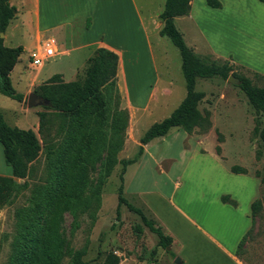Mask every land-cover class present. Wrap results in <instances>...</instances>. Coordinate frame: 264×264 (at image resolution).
<instances>
[{
  "label": "rangeland",
  "instance_id": "1",
  "mask_svg": "<svg viewBox=\"0 0 264 264\" xmlns=\"http://www.w3.org/2000/svg\"><path fill=\"white\" fill-rule=\"evenodd\" d=\"M244 1L231 2L234 6L231 11L235 12L229 14L231 18L228 14L226 19L225 15L211 17L201 13L198 16L197 22L204 32L207 43L222 56L216 57L200 46L195 54L206 62L231 64L234 68L228 76L246 77L254 86L261 87L264 79L254 74L263 77L264 75L234 65L232 57L224 54V50H228L231 44L232 50L238 51V57L253 64L264 61V35L259 31L263 23L257 16L261 13V7L256 0H250L251 4L241 3ZM163 2V0H132L130 7L124 6L125 4L121 6L123 18L121 27L128 24L127 14L130 10L133 12V9L140 14L144 26L147 25L148 19L151 20L148 23L150 26H147L150 28L147 38L151 43L152 61L141 46V33L135 34L137 29L134 27L135 20H132L127 30L122 32L117 31V28L115 32L113 31V22L104 27L110 34H106V41L111 45H120L125 48L124 72L117 74L115 82L119 96L117 107L126 110L127 113L122 148L116 154L118 161L130 159L135 155L138 139L143 132L151 124L167 117L185 93L178 51L167 39L162 38L165 45L156 42L155 39L154 33L157 32L156 25L159 21L157 13L161 11ZM8 3L14 8L16 14L9 21L1 40L5 47H22V53L9 73V78L12 88L17 93L24 94V99L18 103L0 95V115L9 127L31 130L40 143L36 114L47 110L43 108L45 103L28 107L26 105L28 94H33V91L52 74L72 69L73 63L77 65L74 80L81 77L85 68V59L92 54V52L88 53L92 51V48L89 45V39L84 41L88 33H84L81 24H78L79 20L74 21L72 28L66 29L72 34L67 38L65 36L64 41L59 40L61 36L57 37L56 31L53 33L57 38L55 44L48 33H37L34 39L29 38L28 35H32L33 31V20L28 13L31 7L29 2L9 0ZM226 22L232 29L238 28L239 32L228 30L225 26ZM100 25L95 23L91 32L97 33ZM176 27L184 34L182 39L186 45L193 42V39L198 44H202L200 37L192 31L189 24L178 21ZM66 30L63 29L61 32ZM132 34L135 35V39H132ZM83 41L88 43L83 49L62 54L60 49L68 50L71 45L75 47ZM46 42L54 45L53 48L57 54L44 61L41 66L29 67L28 55L43 47ZM166 61L168 62L165 65ZM237 84L238 82L229 83L226 79L220 78L197 79L195 90L204 93L197 108L199 111L209 112V130L205 134L194 132L188 136L179 129H170L164 137L145 145L146 155L143 152L138 161L125 168L123 197L127 203L141 209L147 218L153 220L164 235L168 234L164 231L163 224L175 230L185 224L181 214L178 215L176 211L167 207L166 195L172 192L173 196L169 197L173 198L180 210L191 217L195 216L203 220L199 214L202 215L203 211H212L214 208L213 194L231 186L234 187L223 175L225 166L227 168L230 165L241 166L247 163L252 176L261 175L264 170V116L248 104ZM33 102L35 103L36 100ZM108 106L114 107L113 100L109 99ZM58 124V120H51L50 134L54 133ZM217 134L221 136L220 143L217 142ZM40 146H42L41 143ZM216 146L219 147L221 158L215 154ZM103 160L104 153H101L100 159L94 164V169L88 174L87 192H94L98 186L97 200L92 208L93 221L90 220L88 212L76 216L63 212L57 223L59 237L70 248L84 249L81 259L86 264H99L109 253L118 256L125 262L124 264H140L143 260H153L156 264H173V258L166 253L168 250L174 252L173 247L163 250L156 246L155 236L142 225L136 214L121 205L119 217L116 218V190L119 185L118 175L121 166L114 165L108 177L100 182ZM33 166L34 172L27 182L26 189L19 193L10 205L0 209V264H7L12 249L11 243L16 230L15 210L27 208L30 205V192L33 186L45 182L47 161L42 151L38 153ZM5 170L10 172L3 162L0 147V176L10 177V175H2ZM18 182L22 183V180ZM177 182L179 187L175 186ZM233 190L245 201L244 195L248 194L247 189L234 187ZM158 194L164 197L161 203L156 201ZM256 200H259L260 206L254 213L253 225L245 239L244 248H241L240 258L245 263L264 264V184L258 185ZM155 213L158 219L154 216ZM176 233H181V230ZM66 262L67 258L64 257L61 264Z\"/></svg>",
  "mask_w": 264,
  "mask_h": 264
},
{
  "label": "trees",
  "instance_id": "2",
  "mask_svg": "<svg viewBox=\"0 0 264 264\" xmlns=\"http://www.w3.org/2000/svg\"><path fill=\"white\" fill-rule=\"evenodd\" d=\"M256 1L264 6V0ZM189 2L190 0H164L162 11L158 15L162 23L159 36L167 38L178 51L184 96L167 117L151 124L143 132L132 158L119 161L116 158L122 148L127 113L117 107V55L105 48L94 49L85 60L81 77L63 82L59 75L53 74L33 91L35 96L45 102L43 108L47 110L36 114L37 134L42 146L31 130L9 127L0 115L2 158L11 173L10 177L0 176V209L10 205L26 189L40 151L47 161L45 182L33 186L27 208H19L14 212L16 230L7 264H61L64 257L67 258L66 264H86L81 259L84 249L68 247L57 233V223L63 212L73 216L88 212L93 221L92 208L97 200L98 186L94 192H87L88 174L94 169L101 153H104V160L100 182L108 177L114 165L121 166L116 190V218L119 217V207L124 205L155 236L156 246L163 250L170 247L171 237L164 235L153 220L147 218L141 209L127 203L123 197V174L128 165L141 158L145 145L164 137L170 129H179L188 136L194 132L205 134L210 128V114L207 110L199 111L197 108L204 93L195 90L196 79L225 80L234 68L231 64L203 61L186 46L173 19L188 15ZM205 4L210 8H220L217 0H205ZM14 13L8 0H0V33L3 34ZM21 53L22 47H5L0 38V95L18 103L23 96L12 88L9 73ZM254 75L264 79L263 76ZM235 78L238 81L237 87L248 104L264 116V84L256 87L246 77L235 75ZM109 99L114 102L112 108L108 106ZM54 119L59 124L54 133L50 134L51 120ZM216 139L218 143L222 142L218 134ZM215 153H220L218 146L215 147ZM255 157L257 158V154ZM229 171L234 174L246 173L238 166H231ZM255 177L259 179L260 185L264 184V170L261 175L255 174ZM18 180H22V183ZM219 200L231 206L236 205L228 195H221ZM259 206V200L250 205L252 222ZM250 230L236 246L235 255L238 257ZM166 253L175 258L171 251ZM119 261L118 256L109 253L99 264H118ZM146 262L156 264L153 260Z\"/></svg>",
  "mask_w": 264,
  "mask_h": 264
},
{
  "label": "crops",
  "instance_id": "3",
  "mask_svg": "<svg viewBox=\"0 0 264 264\" xmlns=\"http://www.w3.org/2000/svg\"><path fill=\"white\" fill-rule=\"evenodd\" d=\"M217 1L220 3L219 9H214L206 6L204 0H190L189 2L190 9L188 15L175 17L173 19L174 26L177 29V31L181 34L183 39H184V34L180 31V29L176 27V23L178 21H184L185 23L189 24L192 28V31L200 37V42L202 44H198V42H196L195 39H193L194 40L193 42L189 43V45H186L187 47L192 49L194 53L198 52L200 46L207 49L212 55L216 57L222 56V55H218L214 50V48H212V46L207 43L204 32L198 25L197 18L201 13H203L210 15L211 17L215 15H225V19H226L227 14L229 15L235 13L231 11L234 8L231 2L233 1L240 2L241 0L240 1L217 0ZM26 2L27 3L29 2L28 4L29 6H31L29 7L30 9L28 13L33 20V31L31 33L32 35H28L29 38L32 37L34 39L37 33H48L51 40L53 41V44H55L57 38H55L53 33L56 31L55 34L57 35V37L58 35L61 36L59 40L62 39V41H64L65 36L67 38V36L69 37L70 34H72L71 32H67L66 29L70 27L72 28V26H74V21L79 20L78 24L79 23L81 24L80 26L83 29L84 33H88V37L84 38V41L87 39L90 40L89 45L92 48V51H89L88 53H91L94 51V49L101 47L110 50L117 55L118 58L117 70H116V76H117L118 73L122 74L124 72L123 52H125L124 51L125 48L120 45H113V44L111 45L108 41H106V34L109 33L106 32L107 30H105L104 27L106 24L113 22L112 23L113 31L115 32L116 31L115 28H117V31L122 32L127 30L128 26L131 25L130 22H132V20H135L134 27L137 28L135 30L136 31L135 34L141 33L140 34L141 46L144 47V50L147 53L149 60L151 59L152 61L151 43L147 38V33L150 31V28H148L150 25H148V23H150L151 20L148 19L147 25L144 26V22L140 18V14H138L134 9L133 12H131L132 10H130L129 8L128 11L129 10L130 11L127 14L128 24L127 25L125 24L121 27V22L123 20L121 15L122 14L121 6L125 4L124 6L130 7L132 0H26ZM245 2L251 4L250 0H245L244 2L241 3L244 4ZM259 4L258 5L261 7V13L258 14L257 16L261 18V21L263 23V25H261V27L259 28V31H261V34L264 35V6L261 3ZM162 7H163V3H162ZM159 13L157 14L159 15ZM15 14L16 11L14 15ZM229 16L230 18L232 17L231 15ZM253 17H255V15ZM95 23L96 25L97 23L101 24L97 33L91 32L95 27ZM161 26L162 23L159 20L156 25L157 32L154 34H155L156 42L164 43L162 38L165 37L159 36L158 34ZM225 26L231 32H239L238 28L232 29V27H230V25L227 24V22L225 23ZM63 29L66 31L61 32ZM117 37L119 38V35H117ZM131 37L132 39H135L134 34H132ZM84 41L82 44H76L75 47L74 45H71V47H69L70 49L68 50H62V49L60 50L62 51V54H69L68 51L70 52L78 51L79 49H83L84 47L87 46L88 43ZM233 50L230 44L228 50H224V54L230 55L232 57L234 65H239L246 69L255 71L258 74L264 75V69H263L264 61L259 62L257 64L250 63L249 61H246L245 59L238 57L237 54L238 51L234 50V52H236L234 53ZM88 53H86L87 56ZM167 62L168 61L165 62V65L167 64ZM72 67L73 68L69 69L68 71H58V73H54V74L59 75L60 79L63 82L74 81L77 65L73 63ZM168 91L169 90H167V92ZM22 96L24 99V94H22ZM143 152L146 155L145 148H143ZM217 156L221 158V155H217ZM231 166H238V165H230L227 168L225 166L223 168L224 171L223 175H225L226 179L230 181V185H234L235 188L241 187L242 189L244 188L247 189L246 192H248V194L244 195V193L246 192L243 193L245 201H243V199L234 192L233 190L234 187L232 188V186L226 190L224 189L225 191L221 190L220 192L213 194L214 197L212 199L214 203L213 210L212 211L205 210L203 211L202 215L199 214L200 218H202L203 220H199L198 217L195 216L191 217L186 213H184L182 210H180V208L177 207V205H175L173 198H171L173 196L172 192L166 195L167 200L169 202V204L167 202L168 205L167 207H169V209L171 210L176 211L178 215L181 214L185 220V224L178 230L171 229L169 228V226H166L162 223L163 226L165 227L164 231L172 237V242L170 245L174 249V252L172 253L175 255V257H178L180 259V262H182L183 264H257V263H245L240 258L242 252H240V255L238 257L235 255V249L242 236H244V234H246V232L252 228L253 222L251 219L250 205L253 201H255L258 198L259 179L250 174V167L248 166L247 163L238 166L245 170L246 172L245 174L230 173L229 168ZM4 172L5 173H3L2 175L11 176V173L8 172V170H5ZM175 186L179 187L180 185L177 182L175 183ZM222 194L229 195L230 199L236 202V205L231 206L227 203H221L219 201V196ZM157 198L158 200L156 201H159L160 203L161 200H164V197H162L161 194H158ZM148 208H150V204H148ZM154 216L158 217L157 213H155ZM180 230L181 233L177 234L176 232ZM242 247L244 248V244ZM124 263L125 262L120 260L118 264H124ZM140 264H151V263H147L146 261L143 260L140 262Z\"/></svg>",
  "mask_w": 264,
  "mask_h": 264
},
{
  "label": "built area",
  "instance_id": "4",
  "mask_svg": "<svg viewBox=\"0 0 264 264\" xmlns=\"http://www.w3.org/2000/svg\"><path fill=\"white\" fill-rule=\"evenodd\" d=\"M56 54V50L51 44L46 42L43 47L37 51H33L28 55V66L31 68H36L41 66L44 61L52 58Z\"/></svg>",
  "mask_w": 264,
  "mask_h": 264
},
{
  "label": "water",
  "instance_id": "5",
  "mask_svg": "<svg viewBox=\"0 0 264 264\" xmlns=\"http://www.w3.org/2000/svg\"><path fill=\"white\" fill-rule=\"evenodd\" d=\"M3 37V34L0 33V38ZM226 81L229 83H233V82H238L236 78L232 77V76H228L226 78ZM36 100V102L34 103L33 101ZM45 102L42 101L39 97L35 96L34 94H28L27 96V102L26 105L28 107H32L34 105H43ZM169 249V247H167V250ZM173 264H180V259L178 257H175L173 259Z\"/></svg>",
  "mask_w": 264,
  "mask_h": 264
}]
</instances>
